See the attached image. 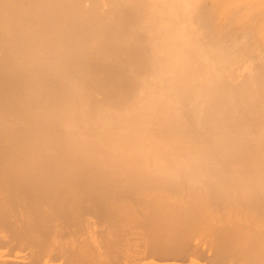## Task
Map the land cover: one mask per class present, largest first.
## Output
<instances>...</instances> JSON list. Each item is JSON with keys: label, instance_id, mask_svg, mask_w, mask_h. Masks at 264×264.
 Masks as SVG:
<instances>
[{"label": "bare ground", "instance_id": "bare-ground-1", "mask_svg": "<svg viewBox=\"0 0 264 264\" xmlns=\"http://www.w3.org/2000/svg\"><path fill=\"white\" fill-rule=\"evenodd\" d=\"M0 264H264V0H0Z\"/></svg>", "mask_w": 264, "mask_h": 264}]
</instances>
